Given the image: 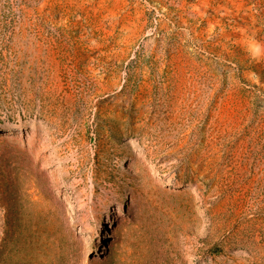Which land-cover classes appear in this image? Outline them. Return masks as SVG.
<instances>
[{"label":"rangeland","instance_id":"rangeland-1","mask_svg":"<svg viewBox=\"0 0 264 264\" xmlns=\"http://www.w3.org/2000/svg\"><path fill=\"white\" fill-rule=\"evenodd\" d=\"M0 264H264V0H0Z\"/></svg>","mask_w":264,"mask_h":264},{"label":"bare ground","instance_id":"bare-ground-1","mask_svg":"<svg viewBox=\"0 0 264 264\" xmlns=\"http://www.w3.org/2000/svg\"><path fill=\"white\" fill-rule=\"evenodd\" d=\"M9 133H11L12 131L8 130Z\"/></svg>","mask_w":264,"mask_h":264}]
</instances>
